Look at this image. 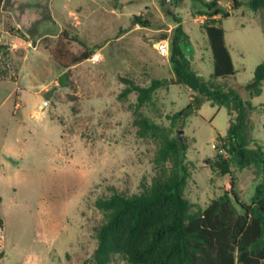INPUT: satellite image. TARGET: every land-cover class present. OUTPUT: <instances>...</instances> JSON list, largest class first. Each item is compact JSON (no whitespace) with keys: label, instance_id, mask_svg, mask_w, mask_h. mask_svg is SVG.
<instances>
[{"label":"rangeland","instance_id":"374dc122","mask_svg":"<svg viewBox=\"0 0 264 264\" xmlns=\"http://www.w3.org/2000/svg\"><path fill=\"white\" fill-rule=\"evenodd\" d=\"M211 1L98 0L108 12L116 8L113 15L105 9L109 21L93 29L112 43L100 51L87 39L86 29L70 49L103 54L106 62L97 67L90 61L72 70L64 84L47 88L64 69L35 37L34 50L21 47L0 23V45L5 47L0 55V264H92L96 229L105 220L96 201L114 192L141 193L159 172L154 162L158 145L138 136L137 95L119 97L125 87L120 78L131 77L142 86L153 79L175 83L169 57L159 54L157 44L170 42L182 20L189 37L182 48L191 69L212 80L208 20L200 14L202 2ZM217 1L231 13L223 27L236 70L233 78L219 81L243 94L264 62V11L251 10L250 0H237L238 7L234 0ZM36 3L47 9L51 0ZM193 96L182 85H168L141 113L188 147L191 177L185 195L194 212L226 193L250 205L262 182L255 167L233 165L229 175L221 176L207 163L219 155L218 137L228 131V110L205 102L182 123L172 124L173 115L187 108ZM248 100L257 108L251 118L253 137L264 145V86L260 96ZM112 264L127 263L117 257Z\"/></svg>","mask_w":264,"mask_h":264},{"label":"trees","instance_id":"16d2710c","mask_svg":"<svg viewBox=\"0 0 264 264\" xmlns=\"http://www.w3.org/2000/svg\"><path fill=\"white\" fill-rule=\"evenodd\" d=\"M3 2L0 0V10ZM234 3L238 7L237 0ZM202 4L205 9L200 14L208 20L205 33L214 60L212 80L206 81L191 69L182 48L189 39L182 20L169 42V62L176 76L175 83L153 79L148 86H142L131 77L120 78L125 87L119 97L137 95L134 123L138 136L150 138L158 145L154 162L159 172L141 193L128 196L114 192L96 201L95 206L105 220L96 229L98 246L92 264H112L117 257L127 264H264V147L253 137L251 118L257 108L248 100L263 92L264 62L243 87V94L219 81L236 74L222 26L231 13L217 0ZM248 5L256 13L264 11V0H250ZM138 20L144 27L149 26L148 22ZM10 32L25 39L20 32L19 35L12 29ZM72 42L79 39L64 30L56 46L49 49L52 59L64 69L92 56L87 49L78 53L71 51ZM4 49L0 45V55ZM67 78L68 74L63 75L60 82L63 84ZM168 85H182L194 95L187 108L173 115V125L196 113L205 102L228 110V131L218 137L221 142L218 150L226 154H219L207 163L221 176L229 175L233 165L241 170L255 167L262 182L250 205L243 204L238 195L226 193L204 210L193 211L185 195L191 177L188 147L141 113L143 107L153 103L157 91Z\"/></svg>","mask_w":264,"mask_h":264},{"label":"crops","instance_id":"0c3cea01","mask_svg":"<svg viewBox=\"0 0 264 264\" xmlns=\"http://www.w3.org/2000/svg\"><path fill=\"white\" fill-rule=\"evenodd\" d=\"M36 1L37 0H4L2 4L0 10V23L1 25L6 26L8 29L6 33L13 36L14 39L19 42V46H25L34 50L36 46L33 44V38L35 37L38 46H40V48L51 57L49 49L56 46L58 38L64 30L69 31L70 33L73 30L78 35L79 39L80 33H84L86 29H88L90 33L87 39L95 42V47L100 46V51L112 43L110 38L104 39L98 36L93 29L96 27V24H103V21L107 23L109 21L107 19L108 14H115L116 8H110V11L108 12V9L104 8V5L99 3L98 0H89V3H85V0H77L75 2L72 0H62L57 2V5L55 2L56 0H51L47 9H41L39 3H36ZM105 9H107L108 14H104ZM11 29L15 31L16 35H19L18 32H20L25 39H21L12 34L10 32ZM123 37L124 36H122V38ZM45 40L50 41V46L44 44ZM225 41L232 56L231 50L227 44L226 33ZM28 54L29 50L23 58V61L27 59ZM90 61L89 58L72 68H63L64 71L62 74L58 78H54V80L46 85L45 88L50 84H55L56 86L62 84L60 79L63 75L69 74L72 70L92 62ZM105 62L106 57L101 54L100 60L95 63L92 62L91 64L97 67L99 65V67H103L102 64ZM258 142L264 146L259 140Z\"/></svg>","mask_w":264,"mask_h":264},{"label":"built area","instance_id":"2783aa9c","mask_svg":"<svg viewBox=\"0 0 264 264\" xmlns=\"http://www.w3.org/2000/svg\"><path fill=\"white\" fill-rule=\"evenodd\" d=\"M1 33V32H0ZM157 50L159 52V54L162 57H169L170 54V44H169V40H162L157 44ZM90 60L95 63L97 61L100 60V55L99 54H93L90 58ZM216 147V146H215ZM219 154L225 155L226 152L224 150H220Z\"/></svg>","mask_w":264,"mask_h":264},{"label":"water","instance_id":"95a60500","mask_svg":"<svg viewBox=\"0 0 264 264\" xmlns=\"http://www.w3.org/2000/svg\"><path fill=\"white\" fill-rule=\"evenodd\" d=\"M180 135H183V131H181Z\"/></svg>","mask_w":264,"mask_h":264}]
</instances>
